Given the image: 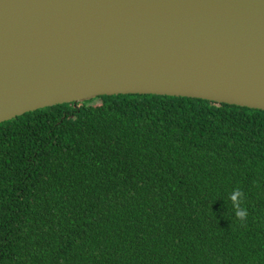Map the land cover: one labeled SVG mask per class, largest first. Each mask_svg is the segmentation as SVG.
I'll return each mask as SVG.
<instances>
[{
	"label": "trees",
	"instance_id": "trees-1",
	"mask_svg": "<svg viewBox=\"0 0 264 264\" xmlns=\"http://www.w3.org/2000/svg\"><path fill=\"white\" fill-rule=\"evenodd\" d=\"M0 264H264V112L117 95L1 123Z\"/></svg>",
	"mask_w": 264,
	"mask_h": 264
},
{
	"label": "water",
	"instance_id": "water-1",
	"mask_svg": "<svg viewBox=\"0 0 264 264\" xmlns=\"http://www.w3.org/2000/svg\"><path fill=\"white\" fill-rule=\"evenodd\" d=\"M117 95L264 112V0H0V124Z\"/></svg>",
	"mask_w": 264,
	"mask_h": 264
},
{
	"label": "clouds",
	"instance_id": "clouds-1",
	"mask_svg": "<svg viewBox=\"0 0 264 264\" xmlns=\"http://www.w3.org/2000/svg\"><path fill=\"white\" fill-rule=\"evenodd\" d=\"M242 195L243 194L239 189H234L229 197V199L233 202L235 216L238 217L241 221L245 220L248 215L247 209L242 208L240 205V199Z\"/></svg>",
	"mask_w": 264,
	"mask_h": 264
}]
</instances>
